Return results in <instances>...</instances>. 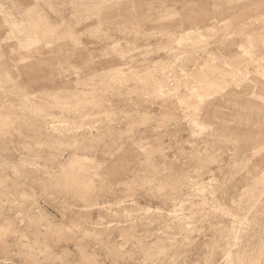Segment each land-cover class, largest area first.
Listing matches in <instances>:
<instances>
[{
    "label": "rangeland",
    "instance_id": "374dc122",
    "mask_svg": "<svg viewBox=\"0 0 264 264\" xmlns=\"http://www.w3.org/2000/svg\"><path fill=\"white\" fill-rule=\"evenodd\" d=\"M0 53V264H264V0H0Z\"/></svg>",
    "mask_w": 264,
    "mask_h": 264
},
{
    "label": "bare ground",
    "instance_id": "6f19581e",
    "mask_svg": "<svg viewBox=\"0 0 264 264\" xmlns=\"http://www.w3.org/2000/svg\"><path fill=\"white\" fill-rule=\"evenodd\" d=\"M34 48H36V45H34L33 46ZM1 54V53H0ZM38 54V56L40 57V58H42V60H43V58H51L52 57V55H40L39 53H37ZM41 60V59H40ZM43 62H45V60L43 61ZM62 64H64V65H66V66H68L69 67V69H72V70H76V69H79L80 67H78V66H76V65H74V64H72V63H70L66 58H65V61H62ZM90 95V94H89ZM77 99V98H76ZM89 101V100H88ZM67 104V103H66ZM69 105V104H68ZM79 113V112H78ZM82 113H84V112H82ZM78 115V114H77ZM94 116V115H93ZM92 117V116H91ZM80 118H82V117H80ZM0 119H2V118H0ZM93 120V119H92ZM0 121H2V120H0ZM99 121V120H98ZM3 122H4V124L6 123V121L3 119ZM92 122V121H91ZM95 122H96V120H95ZM28 125V124H27ZM100 125V124H99ZM92 126V125H91ZM93 127V126H92ZM70 130V129H69ZM72 134V133H71ZM80 136V135H79ZM112 136V135H111ZM81 139V138H80ZM45 140V139H44ZM43 141V140H42ZM48 143V142H47ZM261 150V149H260ZM259 150V151H260ZM264 150V149H263ZM257 152V151H256ZM261 153V152H260ZM259 153V154H260ZM257 155V154H256ZM257 157V156H256ZM72 159V158H71ZM256 159V158H255ZM257 161H258V159H257ZM262 162V161H261ZM257 164H259V163H256V165ZM87 186V185H86ZM172 196V195H171ZM172 198H173V196H172ZM30 199V198H29ZM177 201V200H176ZM10 202V201H9ZM179 202V201H178ZM127 211V210H126ZM196 217V216H195ZM34 218V217H33ZM103 220V219H102ZM183 220V219H182ZM135 221V220H134ZM188 224V223H187ZM98 235V234H97ZM262 247V246H261ZM264 248V247H263ZM262 248V249H263Z\"/></svg>",
    "mask_w": 264,
    "mask_h": 264
}]
</instances>
